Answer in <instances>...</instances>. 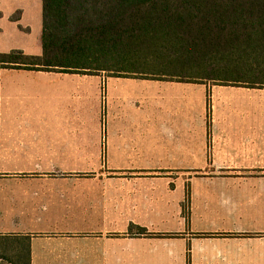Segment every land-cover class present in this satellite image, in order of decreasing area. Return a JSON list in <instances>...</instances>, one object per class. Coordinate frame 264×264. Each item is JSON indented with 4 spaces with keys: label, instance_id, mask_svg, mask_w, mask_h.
<instances>
[{
    "label": "crops",
    "instance_id": "0c3cea01",
    "mask_svg": "<svg viewBox=\"0 0 264 264\" xmlns=\"http://www.w3.org/2000/svg\"><path fill=\"white\" fill-rule=\"evenodd\" d=\"M43 25L44 0H0V51L16 34L36 51ZM216 88L200 130L0 117V246L27 264H264L263 110L220 112Z\"/></svg>",
    "mask_w": 264,
    "mask_h": 264
},
{
    "label": "trees",
    "instance_id": "16d2710c",
    "mask_svg": "<svg viewBox=\"0 0 264 264\" xmlns=\"http://www.w3.org/2000/svg\"><path fill=\"white\" fill-rule=\"evenodd\" d=\"M42 45V58L21 51L0 54V72L128 77L138 74L122 65L132 60L131 52L140 62L144 47L151 53L156 47L171 51L182 46L180 50L188 47L185 53L202 57L207 67L213 59L245 60L247 66H235L242 77L209 80L255 89L264 87V0H44ZM249 74L260 78L250 80ZM138 75L164 80L152 77L156 73Z\"/></svg>",
    "mask_w": 264,
    "mask_h": 264
},
{
    "label": "rangeland",
    "instance_id": "374dc122",
    "mask_svg": "<svg viewBox=\"0 0 264 264\" xmlns=\"http://www.w3.org/2000/svg\"><path fill=\"white\" fill-rule=\"evenodd\" d=\"M24 38L25 35L18 34L8 37L7 44L3 45L6 49L0 51V54H9L18 49L26 50L30 46L21 40ZM20 43L22 45L18 46ZM31 47L36 51L21 52L29 57H43L41 42ZM181 48L182 46L171 47V51H166L156 47L149 53L147 47H144L145 52L140 62L134 60L136 52L133 51L132 60L122 64L128 72L156 73L157 76L152 77L164 79L163 81L145 79L138 74L114 78L111 73L79 75L44 72L52 74L45 77L8 69L0 77L3 87L0 91L3 98L2 101L0 97V117L6 124L9 121L14 124L51 122L55 125L104 126L162 123L170 126L196 125L200 130L204 125L212 124V93L209 88L216 86L218 91L213 90V94H218V99L213 102L218 111L222 112L224 108L241 112L258 111L260 107L263 112L256 119L260 118V122L264 124V87L254 89L244 85L222 86L209 80L214 76L222 79L242 77L243 74L238 73L235 66H247L245 60L235 64L231 60L221 62L213 59L212 67H207L202 57L195 53H185L188 47L183 48L185 51L180 50ZM247 77L250 80L260 78L252 74ZM225 96L229 97V101L222 99ZM219 100L221 102H217ZM7 167L14 168L16 165L10 164ZM94 168L106 169L104 165H95ZM23 252L16 253L11 246H0V264H27V251Z\"/></svg>",
    "mask_w": 264,
    "mask_h": 264
}]
</instances>
